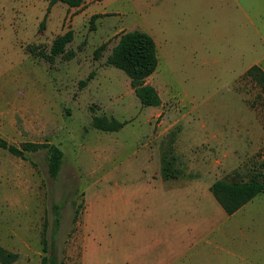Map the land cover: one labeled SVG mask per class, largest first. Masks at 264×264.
<instances>
[{"label":"rangeland","instance_id":"rangeland-1","mask_svg":"<svg viewBox=\"0 0 264 264\" xmlns=\"http://www.w3.org/2000/svg\"><path fill=\"white\" fill-rule=\"evenodd\" d=\"M216 9L213 0H0V138L62 153L51 177L46 148L22 158L0 148L9 264L51 252L57 264H264V195L233 221L208 190L264 172V92L245 73L231 83L260 50L217 37ZM132 30L157 44L145 80L157 107L142 106L106 63ZM68 31L64 53L50 58ZM94 117L121 126L101 131Z\"/></svg>","mask_w":264,"mask_h":264},{"label":"trees","instance_id":"trees-1","mask_svg":"<svg viewBox=\"0 0 264 264\" xmlns=\"http://www.w3.org/2000/svg\"><path fill=\"white\" fill-rule=\"evenodd\" d=\"M56 2L64 3L71 8H77L83 4V0H51V4ZM71 37L72 34L68 31L56 38L50 47V58L63 54L65 46L71 41ZM106 63L122 71L128 77L130 86L142 106L157 107L160 105L156 90L145 83V80L153 74L157 67L155 44L146 32L132 30L121 34L107 56ZM245 74L258 84L264 92V74L259 68L253 66ZM91 125L101 131H115L121 126L118 122L108 121L104 117L92 118ZM0 148L21 158L24 157V152H36L46 148L49 175L54 177L59 170L62 153L53 145L25 143L18 149L0 138ZM261 167L264 171V150ZM209 190L224 212L230 215L258 194H264V172L259 180L254 177H251L249 181L241 182L217 180L211 184ZM42 243L43 250H46L44 239ZM12 259L13 257L0 247V263L9 264ZM40 264H57L56 256L51 252L50 256L41 258Z\"/></svg>","mask_w":264,"mask_h":264},{"label":"crops","instance_id":"crops-1","mask_svg":"<svg viewBox=\"0 0 264 264\" xmlns=\"http://www.w3.org/2000/svg\"><path fill=\"white\" fill-rule=\"evenodd\" d=\"M213 2L217 4V9L214 11L215 19L217 21L220 19L224 25L223 29L217 28V30H215L216 36L220 38H222V35L226 36L229 41L227 44H229L231 48H238L237 46H239L238 43L240 38V42L244 43L246 49L260 50V52L252 51L254 59L250 61L249 67L244 69L239 75H234L232 78V87H237L236 81L238 78L253 66L259 68L264 74V0H213ZM239 20L244 24V29L241 32L238 31ZM148 35L155 44L157 57V44L153 39V35H151V33ZM203 128L205 127L203 126ZM205 158V155H203L202 159ZM257 196L232 214L228 215L230 220H239V217L240 219L247 220L250 213L249 206H251L252 200Z\"/></svg>","mask_w":264,"mask_h":264}]
</instances>
